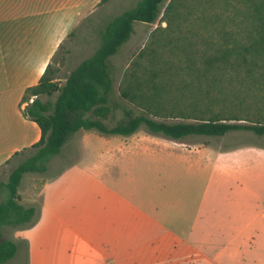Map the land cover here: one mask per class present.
I'll return each instance as SVG.
<instances>
[{"label":"rangeland","instance_id":"1","mask_svg":"<svg viewBox=\"0 0 264 264\" xmlns=\"http://www.w3.org/2000/svg\"><path fill=\"white\" fill-rule=\"evenodd\" d=\"M139 1L82 0L81 15L52 55L49 76L63 84L97 49L104 25ZM225 5L240 3L165 0L155 22H135L129 39L108 59L118 106L102 122L111 127L124 117L121 89L129 63L137 61L138 72L174 65V29L192 22L206 35L204 28L226 21ZM229 77L213 90L212 96L221 92L212 104L205 98L201 108L237 115L245 124L264 122V84L248 82L243 73ZM13 166L3 167L0 179L6 180ZM256 166H264V134L251 130L176 142L143 125L127 136L81 129L51 157L46 171L24 174L18 186L20 202L32 204L40 220L28 232L37 241L35 264H264V235L219 231L223 201L232 195L224 183L228 172ZM33 225L3 230V237L19 246L3 264H29L28 244L20 235ZM96 244L95 255L88 248Z\"/></svg>","mask_w":264,"mask_h":264},{"label":"trees","instance_id":"2","mask_svg":"<svg viewBox=\"0 0 264 264\" xmlns=\"http://www.w3.org/2000/svg\"><path fill=\"white\" fill-rule=\"evenodd\" d=\"M164 1L140 0L108 21L100 31L97 49L70 70L63 84L49 76L48 65L39 82L25 89L21 98L24 114L37 123L41 136L33 145L34 154L13 168L1 185L5 197L0 201V264L17 251L16 241L4 238L3 230L24 228L38 219L35 207L19 200L23 175L46 171L51 157L81 129L127 136L143 125L147 132L174 141L190 135L222 136L234 130L264 134V122L245 124L238 122L243 118L237 115L221 116L200 106L205 98L212 104L218 97L221 91H216L215 97L212 92L223 87L220 79L224 76H230L227 81H231L232 76L243 73L248 82L264 84V0H237L240 5H225L228 21L204 28L209 32L206 35L192 22L174 29V65L161 63V67L138 72L139 63H129L121 89L127 101L124 117L111 127L102 122L118 106L112 99L114 83L108 59L129 39L135 22L157 20ZM42 95L47 98L43 100Z\"/></svg>","mask_w":264,"mask_h":264},{"label":"crops","instance_id":"3","mask_svg":"<svg viewBox=\"0 0 264 264\" xmlns=\"http://www.w3.org/2000/svg\"><path fill=\"white\" fill-rule=\"evenodd\" d=\"M82 5V0H72L70 5L64 0H57L54 5L52 0H0V171L14 162L12 170L35 152L33 145L40 139L41 131L37 123L24 114L25 102L21 98L25 89L36 85L45 68L50 67L56 47L65 38L68 27L81 15ZM263 174L264 166L228 172L224 183L232 195L223 201L220 232L264 235ZM7 179L8 176L6 180L0 179V201L5 197L1 185ZM39 221L20 235L28 244L29 264L37 261V241L28 232ZM88 249L96 255L99 245Z\"/></svg>","mask_w":264,"mask_h":264}]
</instances>
